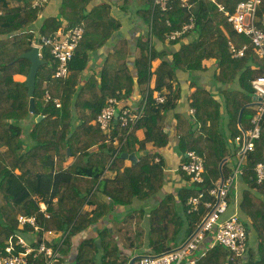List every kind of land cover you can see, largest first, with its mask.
Returning a JSON list of instances; mask_svg holds the SVG:
<instances>
[{"label": "trees", "instance_id": "trees-1", "mask_svg": "<svg viewBox=\"0 0 264 264\" xmlns=\"http://www.w3.org/2000/svg\"><path fill=\"white\" fill-rule=\"evenodd\" d=\"M240 1L188 0L190 6H186L184 0H169L163 9L155 0H124V11L142 21L134 75L126 62L117 63L130 52L126 37L115 43L99 70L89 69L92 54L121 27L110 3L90 6L92 0H60L57 14L40 18L46 5L33 6L34 0H0V250L5 252L10 242L22 237L33 247L45 241L57 249L53 264H128L130 258L124 257L123 245L108 226L95 238L74 239L112 214L116 206L157 195L161 200L149 212L134 211L147 216V238L153 252L170 249L166 241L172 239L176 244L184 227L188 235L194 232L206 208L201 205L190 212L189 198L204 192L209 200V190L217 180L229 176L239 150L230 139L242 133L239 114L243 109L244 130L252 127L256 114L255 107L248 104L255 95L252 80L264 72V60L256 53L251 38L237 33L220 9L223 6L234 12ZM191 22L193 27L179 38H169L173 29ZM256 23L264 29V0ZM80 24L84 33L69 61L68 76L54 75L57 59L48 48L43 50L42 58L47 62L37 73L36 113H31L26 82L13 78L16 73L29 72L31 62L22 54L32 49V39L39 35L50 36ZM157 41L163 44V50L158 49ZM230 43L237 48L246 45L245 54L233 56ZM156 57L162 61L152 71ZM210 58L218 63L215 81L226 85L220 91L221 100L198 82V73L206 68L203 61ZM179 69L192 76L194 90L189 100L195 112L194 116L174 113L177 149L182 162L188 160V151L195 150L204 158L205 170L202 183L192 182L191 176L178 170L186 184L177 193L163 194L167 172L161 149L170 141L167 113L176 109L181 97L180 84H173ZM153 74L155 87L147 90L143 115L134 125L122 126L114 120L112 130L107 132L95 122L110 97L126 99L136 85L145 94ZM156 90L165 96L163 103L156 100ZM37 115L43 117L37 121ZM260 127L254 150L245 156L238 187L229 195L233 207L237 200L247 228L246 252L230 260L231 253L225 246L217 242L212 245L210 233L201 246L204 254L195 264H264V179L259 181L255 172L256 165L264 163V114ZM139 129H144L143 138L137 135ZM149 143L153 150H148ZM122 152H136L137 161L127 164ZM41 203L46 205L45 211ZM19 215L35 217L39 230L28 222L20 224ZM49 231L61 235L49 237ZM253 232L256 249L250 242ZM23 250L16 245V252ZM28 258L29 264H47V257L37 251Z\"/></svg>", "mask_w": 264, "mask_h": 264}, {"label": "built area", "instance_id": "built-area-1", "mask_svg": "<svg viewBox=\"0 0 264 264\" xmlns=\"http://www.w3.org/2000/svg\"><path fill=\"white\" fill-rule=\"evenodd\" d=\"M50 0H34L33 6H45ZM169 0H155L163 9L167 8ZM262 3V0H241L234 12H230L220 6V9L225 12L228 21L231 23L237 33L245 34L251 38L254 44L256 53L264 60V29L256 23L257 11ZM184 5L190 6L188 0H184ZM2 11L0 10V14ZM193 22L183 25L179 29H173L169 33V38L177 39L184 34L188 29L192 28ZM84 33L83 24L75 27L59 29L55 34L50 36L39 35L32 39V46H38L40 55L43 50L48 48L51 55L57 59V67L55 71L56 77H66L69 74V61L74 55L75 49ZM233 56L239 57L245 54L247 48L243 45L237 48L230 43ZM252 85L255 90L254 107L256 114L253 119V125L248 130H242V133L236 136L232 142H235L239 150L235 155L234 164H231V172L229 176L222 175L215 186L209 190L210 199H205V193L200 192L198 195H193L189 198L190 212L197 211L203 205L206 208V214L198 223L197 228L191 233L189 238L180 246L166 250L159 254H145L138 257L133 264H195L201 251V246L208 234H213V243L217 242L225 246L230 251V260H235L236 257L243 255L247 249V228L244 221L241 219L238 202L233 207L229 204V195L232 189H236L239 180L244 172V159L248 151L255 148V141L260 138L261 127L260 121L264 114V72L252 80ZM159 103L165 101V96L161 92L155 95ZM147 94L145 95L143 105L139 111H132L124 105L122 99L110 97L106 106L97 116L95 122L104 131H111L113 121L115 120L116 112H119L118 121L122 126L135 124L143 115V110L146 102ZM50 96L46 94L48 100ZM58 105L59 101L56 100ZM194 113V109L191 110ZM188 160L179 164L178 170L186 172L191 176L192 182H203V172L205 170L204 158L197 154L195 150L187 152ZM257 179H264V163L259 162L255 167ZM42 210H46V205L41 203ZM20 224L26 222L35 225V217L19 215ZM39 227L35 225V229ZM53 231L47 232L48 235ZM16 245L21 246L24 250L16 252ZM37 251L43 253L47 257V264H53L54 258L58 255V250L49 246L45 241H42L39 246L33 247L25 239L20 237L16 243L10 242L6 247L5 252L0 250V264H29L28 255ZM204 251H201V255Z\"/></svg>", "mask_w": 264, "mask_h": 264}, {"label": "crops", "instance_id": "crops-1", "mask_svg": "<svg viewBox=\"0 0 264 264\" xmlns=\"http://www.w3.org/2000/svg\"><path fill=\"white\" fill-rule=\"evenodd\" d=\"M60 0H50L42 13L40 14V18L47 17L49 15L57 14L58 12V6H59ZM108 2L112 6V11L114 13V16H116L121 21V27L118 29L114 35L109 39V41L100 48L97 52H94L91 56V59L89 61V69H95L99 70L101 68V64L104 61V57L113 49V46L115 43L120 40L121 38L126 37L129 42L130 52L128 56L123 59H120L117 61L118 64L127 63V65L132 69V73L136 75V68H135V59L138 54V46H137V36L140 33V24L141 20L137 19L133 13H130L129 11H124L122 8V4L124 3V0H92L90 6L98 3H104ZM38 26H40L38 24ZM188 39H184V41H187ZM156 46L159 50H163V44H161L160 41L155 42ZM174 48V47H172ZM169 58H172L171 55H169ZM162 59L160 57H156L152 60V71H154L159 64L161 63ZM204 66L206 67L204 71H200L198 74L200 77H198V82L202 84L204 89L208 92H212L216 95L218 99H220L221 94L220 91L226 87V85H223L220 82L215 81L214 74L216 71H218V63L215 58L205 59L203 61ZM85 74H88L87 71ZM177 76L178 80L175 81L173 84L174 86L180 84L181 86V97L178 101L177 107L174 111L168 112V126L166 127V130L170 133V141L167 147L164 149H161V152L166 160V172H167V178L166 183L163 188L162 193L167 194L169 192L177 193V190L186 184V180L184 177L179 173L178 167L179 164L182 162L181 154L179 153L177 149L178 139L174 136L175 135V123H174V113L175 112H182L189 116H194V113H191V110L194 109L190 106V100L189 95L194 90V88L191 87V81L192 76L190 77V72L184 71V70H177ZM14 80L19 82H26V75L21 73H16L14 75ZM156 83V75L153 74L150 83L146 86V93H142V87H139L136 85L134 87V92L131 96H129L126 99H122L124 102V105L129 107L132 111H139L143 105V101L145 98V95L147 94V90L149 88H154ZM160 91H155L154 95ZM221 100V99H220ZM254 102V101H252ZM195 112V109H194ZM225 124V123H224ZM137 135L139 138L144 137V129H139L137 131ZM230 139V141H232ZM148 150H153V145L149 143L147 145ZM6 148H3L5 150ZM129 153V152H128ZM136 157L138 159V154L135 152ZM226 160V159H225ZM126 163L130 164L132 163L131 160L126 159ZM107 174V172H106ZM161 200V195H157L155 197L150 198L149 200H135L133 204L128 206H116L114 209V212L110 214L108 217L102 218L97 224L89 227L84 232L80 233L81 237L84 238H95L98 235L99 230L102 228L108 226L109 229L111 227V223L115 218H117L118 225L121 228V234L124 236V222L126 223L127 218L131 215L135 217V209L137 210H144L146 212H149L154 206L158 205L159 201ZM148 215V214H147ZM119 217V218H118ZM147 218V216H146ZM144 217V220H142V224L140 222H136V224H141V229L136 231V236H132V238H128V243L124 245L122 242V250L124 257L132 258L134 256H142L145 254H159L154 253L153 248L151 245V241L147 238L148 235V229H149V223ZM119 220V221H118ZM132 220H136V218H133ZM110 223V225H109ZM127 235H132L131 232H127ZM135 233V232H134ZM61 232L53 231L51 234H49V237H56L60 236ZM191 234H187L186 228L184 227L178 234V237L176 239L177 243L175 244V241L172 239H169L168 243H170V246H172L170 249L176 248L183 244L190 236ZM138 236H141L143 238L141 241L138 240ZM80 239V236L78 235L74 240ZM73 248H75V243L73 245ZM169 250V249H167ZM165 251V250H164ZM163 251V252H164ZM161 253V252H160ZM72 258V257H71ZM65 264H72V262H68Z\"/></svg>", "mask_w": 264, "mask_h": 264}, {"label": "water", "instance_id": "water-1", "mask_svg": "<svg viewBox=\"0 0 264 264\" xmlns=\"http://www.w3.org/2000/svg\"><path fill=\"white\" fill-rule=\"evenodd\" d=\"M22 57L29 59L31 62L29 72L26 75V85L28 87V94L30 96L29 111L31 113L35 114L36 113V105H35L34 91H35V87H36V77H37V73H38L39 68L42 65H44L47 61L45 59H43L42 56L40 55L38 46H33L32 49L24 52L22 54ZM253 98L255 99V96ZM254 104H255V102H252L248 105L252 106ZM242 113H243V109L241 110V112L239 114L238 122H239L240 128L244 131V129L241 127ZM118 116H119V112H116V114H115V121L116 122L118 121ZM42 117H43L42 115H37L36 120L39 121ZM70 135L71 134H69V136ZM68 154H71V148L70 147H68ZM122 157L125 159H129L134 163L137 161V157H136L135 152H132V153L122 152ZM223 162L220 164V168H221ZM138 257H140V256L138 255V256L132 257L128 264H133Z\"/></svg>", "mask_w": 264, "mask_h": 264}, {"label": "rangeland", "instance_id": "rangeland-1", "mask_svg": "<svg viewBox=\"0 0 264 264\" xmlns=\"http://www.w3.org/2000/svg\"><path fill=\"white\" fill-rule=\"evenodd\" d=\"M252 101H254V98H253ZM252 107L254 108V105H252ZM143 217L140 216V215H136V214H135V217L134 216H129L127 218V220H126L127 222L126 223L124 222V236H122V234H121V228L119 227L118 222H116L117 221V218H115V220H113L112 222L110 221L111 227H110L109 230H110L111 234L114 237H116L119 242H122L125 245L126 244L125 242L128 243V238L129 237L132 238V236H134V235L136 236V231H138V230L141 229L140 226L142 224V220H144ZM133 218H136V220H132ZM136 222H140L141 224H138L137 225ZM110 223H109V225H110ZM127 232H131L132 235H127L128 234ZM79 236H81V235H79ZM137 238H138L139 241H141L143 239V238H141V236H138ZM108 240H110V237L108 238ZM250 242H251L252 247L254 249H256L257 248V238H256L254 232L251 235ZM121 252H123L122 249H121ZM200 254H201V251L199 250L197 252V255H200Z\"/></svg>", "mask_w": 264, "mask_h": 264}]
</instances>
